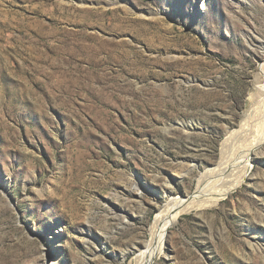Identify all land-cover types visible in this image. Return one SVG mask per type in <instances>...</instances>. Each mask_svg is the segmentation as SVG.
Wrapping results in <instances>:
<instances>
[{
    "label": "rangeland",
    "instance_id": "rangeland-1",
    "mask_svg": "<svg viewBox=\"0 0 264 264\" xmlns=\"http://www.w3.org/2000/svg\"><path fill=\"white\" fill-rule=\"evenodd\" d=\"M263 65L264 0H0V264H135ZM251 165L154 264H264V145Z\"/></svg>",
    "mask_w": 264,
    "mask_h": 264
},
{
    "label": "bare ground",
    "instance_id": "bare-ground-1",
    "mask_svg": "<svg viewBox=\"0 0 264 264\" xmlns=\"http://www.w3.org/2000/svg\"><path fill=\"white\" fill-rule=\"evenodd\" d=\"M262 71L264 74V65ZM237 141V145L233 146ZM262 145H264V84L258 86L255 93L250 96V106L243 114L240 124L222 145L219 164L207 169L204 175L200 176L196 192L193 195L176 197L169 191L165 208L159 212L154 222L151 240L136 258L135 264H154L162 257L167 233L181 215L193 209L216 205L231 191L240 187L251 170L254 152ZM167 188L169 190V187Z\"/></svg>",
    "mask_w": 264,
    "mask_h": 264
}]
</instances>
